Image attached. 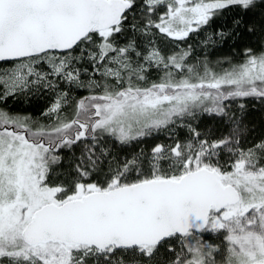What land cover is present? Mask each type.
I'll return each instance as SVG.
<instances>
[{
	"label": "snow or ice",
	"instance_id": "1",
	"mask_svg": "<svg viewBox=\"0 0 264 264\" xmlns=\"http://www.w3.org/2000/svg\"><path fill=\"white\" fill-rule=\"evenodd\" d=\"M241 25L260 39L239 60L194 56ZM46 96L39 117L4 107ZM250 103L264 0H0V264H264Z\"/></svg>",
	"mask_w": 264,
	"mask_h": 264
},
{
	"label": "trees",
	"instance_id": "2",
	"mask_svg": "<svg viewBox=\"0 0 264 264\" xmlns=\"http://www.w3.org/2000/svg\"><path fill=\"white\" fill-rule=\"evenodd\" d=\"M234 14L235 13L233 12H229L224 17L215 20L207 32H214L221 27L225 30H228L232 25L231 17ZM249 22L258 23V21H251L250 18ZM243 28L244 25H241L240 31L242 35L236 38L235 41L229 39L222 45L209 47L208 49H205L201 45V41L206 38L207 33L202 31L199 35H194L189 40V43L194 46V56H199L200 59H203L206 53L208 58L213 62L226 56L233 57L235 60H239V52L242 51L244 47H258V42L260 39L259 33L256 35H249L243 31ZM224 66L226 67L227 65ZM216 70L219 71V67H216ZM84 94L86 93L79 90L74 93L77 98ZM49 102L50 99L47 96L33 97L28 102H24L22 100H10L7 105H4V107L9 112H22L39 117L40 112L47 106ZM202 121L203 123L200 125L202 128L213 127L215 124L214 121L207 117H203ZM243 124L246 126L247 130L244 133L242 143H251L254 140H259L261 137H264V107H261L258 104L254 105L250 103L247 108ZM180 135H184L183 131H180ZM164 139L165 136L161 134L159 136V140L163 141ZM129 150H131V148H129Z\"/></svg>",
	"mask_w": 264,
	"mask_h": 264
},
{
	"label": "rangeland",
	"instance_id": "3",
	"mask_svg": "<svg viewBox=\"0 0 264 264\" xmlns=\"http://www.w3.org/2000/svg\"><path fill=\"white\" fill-rule=\"evenodd\" d=\"M49 99H50V97H49ZM210 239L212 242L217 243V244L220 242L218 239H216L215 236H211Z\"/></svg>",
	"mask_w": 264,
	"mask_h": 264
}]
</instances>
